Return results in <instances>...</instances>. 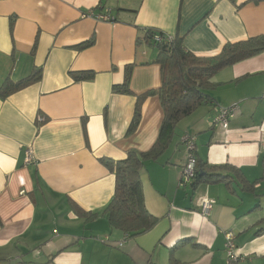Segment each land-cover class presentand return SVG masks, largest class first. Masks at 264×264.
Instances as JSON below:
<instances>
[{"label":"crops","instance_id":"crops-1","mask_svg":"<svg viewBox=\"0 0 264 264\" xmlns=\"http://www.w3.org/2000/svg\"><path fill=\"white\" fill-rule=\"evenodd\" d=\"M144 30L213 57L227 43L264 36V0H0V87L40 72L0 97V264H227V232L243 257L236 264H264V52L219 70L209 102L179 122L157 161L145 163L153 227L127 238L99 214L78 216L100 211L114 194V175L101 159L122 161L157 141V96L142 101L139 125L127 135L137 97L161 86L157 50L142 41ZM127 67L132 95L115 93ZM80 72L93 76H71ZM233 105L227 129L213 126V108ZM184 135L195 137L196 160L225 167L218 172L229 184L179 187ZM254 181L253 191L242 185Z\"/></svg>","mask_w":264,"mask_h":264},{"label":"trees","instance_id":"trees-1","mask_svg":"<svg viewBox=\"0 0 264 264\" xmlns=\"http://www.w3.org/2000/svg\"><path fill=\"white\" fill-rule=\"evenodd\" d=\"M154 36L161 37V41L158 43L153 42ZM142 41L147 46L157 50L155 63L160 66L161 86L137 97L134 115L128 127L127 135L133 134L139 125L142 101L149 96H157L163 111V120L157 141L146 152L128 151L126 158L122 161L115 162L105 158L101 159L100 162L114 175V194L100 211L95 213L77 211L78 216L86 217L91 221L93 220L91 218H96L99 214L111 231L118 230L125 234L127 238L147 231L157 221L147 212L144 206L141 175L145 163L147 161H157L172 142L179 122L199 106L209 102L206 92L212 87V78L219 70L264 52V36L233 44L227 43L221 52L213 57H197L184 49L181 40L175 38L167 40L165 34L155 30H144ZM91 44L92 41H88L78 46V48L84 49ZM130 71L131 67L125 69L122 85L113 86L115 93L132 95L129 90ZM71 76L77 81H82L91 79L93 73H71ZM39 78L40 72H37L16 83L9 80L5 81L0 87V97L6 98L27 85L38 81ZM182 146L185 148L184 144ZM261 162L264 170V157H262ZM223 168L225 167L211 166L195 158L194 176L188 183L191 192H195L201 184L218 182L229 184L231 177L218 172ZM261 180H258V182ZM258 182L254 181L242 185L248 188L249 191H253ZM185 185L180 184L179 181V187Z\"/></svg>","mask_w":264,"mask_h":264},{"label":"built area","instance_id":"built-area-1","mask_svg":"<svg viewBox=\"0 0 264 264\" xmlns=\"http://www.w3.org/2000/svg\"><path fill=\"white\" fill-rule=\"evenodd\" d=\"M87 16H90L97 20L98 22H107L112 20L110 17V14L108 13L107 15H95L94 13L88 14ZM86 17V15H84ZM167 40H169V37H166ZM161 37L159 36H154L153 37V42H160ZM237 109L236 105L222 108V107H214L213 108V126L220 127L222 129H227L229 119L233 116L234 111ZM40 122L44 120L43 117L38 118ZM181 144H184L185 149L187 150L188 157H187V164L185 165L182 173H181V178H180V184L185 185L190 182V180L194 176V169H195V158H194V150H195V137L193 136H184L181 139ZM25 162L27 164L34 162L33 160V155L31 148L26 149V159ZM211 209V202L205 201L202 204L201 207V212L202 214L206 215L209 213ZM117 246H121V243L116 244ZM224 252H225V257H226V263L227 264H236L240 259H243L241 255H239L236 251V247L234 244V236L232 233L227 232L225 233V244H224Z\"/></svg>","mask_w":264,"mask_h":264},{"label":"rangeland","instance_id":"rangeland-1","mask_svg":"<svg viewBox=\"0 0 264 264\" xmlns=\"http://www.w3.org/2000/svg\"><path fill=\"white\" fill-rule=\"evenodd\" d=\"M201 106H203V105H201ZM201 106H199L198 108H200ZM198 108H197V109H198ZM197 109H196V110H197ZM196 110H194L192 113H194ZM261 181H263V179H262Z\"/></svg>","mask_w":264,"mask_h":264}]
</instances>
